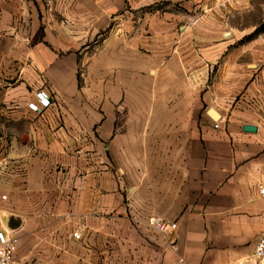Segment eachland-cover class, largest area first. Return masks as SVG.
Here are the masks:
<instances>
[{
  "label": "crops",
  "instance_id": "1",
  "mask_svg": "<svg viewBox=\"0 0 264 264\" xmlns=\"http://www.w3.org/2000/svg\"><path fill=\"white\" fill-rule=\"evenodd\" d=\"M229 3L0 0V230L21 264L253 257L264 71L225 32Z\"/></svg>",
  "mask_w": 264,
  "mask_h": 264
},
{
  "label": "rangeland",
  "instance_id": "2",
  "mask_svg": "<svg viewBox=\"0 0 264 264\" xmlns=\"http://www.w3.org/2000/svg\"><path fill=\"white\" fill-rule=\"evenodd\" d=\"M229 1V7L221 18L225 19L232 29L227 28L225 32L233 33L236 39L244 37L236 47L250 48L258 69L264 71V0ZM260 115L264 119V107L260 110ZM5 195L7 193L0 191V199ZM5 224L8 225L7 220Z\"/></svg>",
  "mask_w": 264,
  "mask_h": 264
},
{
  "label": "built area",
  "instance_id": "3",
  "mask_svg": "<svg viewBox=\"0 0 264 264\" xmlns=\"http://www.w3.org/2000/svg\"><path fill=\"white\" fill-rule=\"evenodd\" d=\"M51 106L49 96L40 92L37 94V103L30 104L29 108L33 112L40 113ZM217 129L220 128V124H216ZM259 196L264 202V185L259 188ZM6 200V197H3ZM148 225L152 228L157 229L162 233H168L177 229V223H171L159 219H151L148 221ZM262 225L263 229L259 236L255 253L253 257L249 258L245 264H264V211L262 214ZM74 238L79 240L81 236L79 233H75ZM19 238L13 233H9L5 230H0V264H21L17 258ZM182 262V261H181Z\"/></svg>",
  "mask_w": 264,
  "mask_h": 264
},
{
  "label": "water",
  "instance_id": "4",
  "mask_svg": "<svg viewBox=\"0 0 264 264\" xmlns=\"http://www.w3.org/2000/svg\"><path fill=\"white\" fill-rule=\"evenodd\" d=\"M211 114H214L212 110H211ZM243 132L250 133V134H254V133H257L258 132V129L255 126L245 125L243 127Z\"/></svg>",
  "mask_w": 264,
  "mask_h": 264
}]
</instances>
